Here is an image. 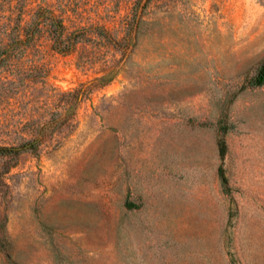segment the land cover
<instances>
[{
    "label": "rangeland",
    "instance_id": "1",
    "mask_svg": "<svg viewBox=\"0 0 264 264\" xmlns=\"http://www.w3.org/2000/svg\"><path fill=\"white\" fill-rule=\"evenodd\" d=\"M263 60L264 0H0V264H264Z\"/></svg>",
    "mask_w": 264,
    "mask_h": 264
},
{
    "label": "trees",
    "instance_id": "2",
    "mask_svg": "<svg viewBox=\"0 0 264 264\" xmlns=\"http://www.w3.org/2000/svg\"><path fill=\"white\" fill-rule=\"evenodd\" d=\"M52 17V16H51ZM45 17L42 20H39L38 23H42L46 28L49 33H53V36H57V39L59 40L58 43H62L64 41V29L61 23L55 24L53 17ZM32 24L28 25L25 29V37L26 39H29V37L32 35L31 34V28ZM39 27V24H38ZM23 41V40H20ZM58 51L66 52L68 48L64 46L63 48H57ZM264 85V60L257 72V74L253 78V86H262ZM225 151V145L223 142H220V155H223ZM219 175L222 178L223 181V174L222 171L219 170Z\"/></svg>",
    "mask_w": 264,
    "mask_h": 264
},
{
    "label": "bare ground",
    "instance_id": "3",
    "mask_svg": "<svg viewBox=\"0 0 264 264\" xmlns=\"http://www.w3.org/2000/svg\"><path fill=\"white\" fill-rule=\"evenodd\" d=\"M250 242V241H249Z\"/></svg>",
    "mask_w": 264,
    "mask_h": 264
}]
</instances>
